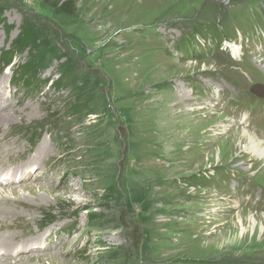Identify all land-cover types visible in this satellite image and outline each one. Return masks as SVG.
Masks as SVG:
<instances>
[{
  "label": "rangeland",
  "instance_id": "374dc122",
  "mask_svg": "<svg viewBox=\"0 0 264 264\" xmlns=\"http://www.w3.org/2000/svg\"><path fill=\"white\" fill-rule=\"evenodd\" d=\"M76 6L0 0V175L26 176L0 183L16 216L1 213L0 237L19 251L0 264H264V160L239 140L220 151L244 125L264 139V0Z\"/></svg>",
  "mask_w": 264,
  "mask_h": 264
},
{
  "label": "bare ground",
  "instance_id": "6f19581e",
  "mask_svg": "<svg viewBox=\"0 0 264 264\" xmlns=\"http://www.w3.org/2000/svg\"><path fill=\"white\" fill-rule=\"evenodd\" d=\"M233 52L235 53H238V48L234 47L233 46ZM9 118H12L11 114L9 112H7L6 114H0V125L2 124V122L5 120V119H9ZM244 121V120H243ZM227 134V133H226ZM236 140H239L240 144L242 145V147H244L249 153L252 154L253 157L259 159V160H264V139H261L259 136H257V134L253 131H251L250 129L248 128H245V125L243 127H238V128H235L234 131H230L229 135H227L226 139H225V142H221L220 143V151H224L226 149V143L228 144V142H230V145L232 146ZM41 154V153H40ZM42 156V155H41ZM1 159V158H0ZM30 161V160H29ZM31 162V161H30ZM21 171H24V169H22ZM16 177H20L18 178L17 182H19L21 179H24V177L26 176H23L22 173H17L15 174ZM15 175H9L8 174H2L0 175V183L2 182H15V181H10V179H7L8 176H15ZM1 176H5L4 178L1 177ZM3 178V179H1ZM13 178V177H12ZM26 188H29V190L33 191L34 189H36L37 187H35L34 185H27ZM30 191V192H31ZM9 192H13L11 190H9ZM10 194H13V193H10ZM9 194V195H10ZM13 196H16L15 193L14 195H12L11 197ZM8 196H5L4 193L2 191H0V206H3L6 204V201H7V198ZM19 197V196H18ZM17 199V196L15 197V199H11V200H16ZM15 207V206H14ZM20 207V206H19ZM5 212L6 216L4 218H7V217H16L14 214H13V211L11 210H0V215L1 213ZM17 212V211H16ZM13 214V215H12ZM17 215V214H16ZM19 221L21 222L22 226L25 227L27 226L28 224V221L23 217L21 216V213H18V217ZM1 222V221H0ZM242 224H243V221L241 220ZM1 225V224H0ZM250 225L255 228V226L257 225V219L253 216L250 217ZM21 226V227H22ZM1 227V226H0ZM22 227V228H23ZM5 227H1L0 229V233H2L4 231ZM246 229V228H245ZM245 229H243V231H245ZM1 235V234H0ZM5 237V239L2 241V239ZM15 238L13 236L11 237H6L5 235H2V237H0V246H3V247H8V250H2L0 255H3V253H7V254H13V252L17 251L19 252L18 250H16L17 247L14 248V250L11 248L12 246V241L14 240ZM7 240V241H5ZM36 239H32L30 240V242L28 243V245L30 244L31 246H36ZM11 243V244H10ZM14 243V242H13ZM10 244V245H9ZM27 244V243H26ZM12 250H11V249ZM20 248V247H18ZM7 249V248H6ZM35 249L39 250L41 249L40 247L36 246ZM32 250V249H30ZM6 251V252H5ZM46 257V256H45ZM59 256H56V258H54L53 260H56L58 259ZM40 262H41V258H43L42 255H37L36 257ZM53 258V257H52ZM28 260H31L32 261V258L30 257ZM22 262V261H20ZM8 264H12V263H8ZM20 264V263H19Z\"/></svg>",
  "mask_w": 264,
  "mask_h": 264
},
{
  "label": "trees",
  "instance_id": "16d2710c",
  "mask_svg": "<svg viewBox=\"0 0 264 264\" xmlns=\"http://www.w3.org/2000/svg\"><path fill=\"white\" fill-rule=\"evenodd\" d=\"M52 7L59 13H63L71 16H74L77 12L76 0H52ZM34 33L35 31L33 29H29L27 28V25H25L21 35L16 40L13 41V50L12 51L9 50V52H11L10 55L7 56L8 52H6L1 57V63H3L5 67H8L9 65L12 64L15 53L22 51L29 44L30 40H32V38L35 35ZM182 49L184 50V52H188L186 50V47L185 49L184 48ZM39 65L41 66L40 61L37 60V58H33L31 60H28L25 64L18 66L20 68V70H18L17 72V76L20 79L18 80L20 82H23L24 85L25 84L27 85L26 89L28 91L31 90L32 87L31 85H33V83L37 80V73H38L37 69L40 67ZM44 68H46V66H44ZM77 76L78 73L74 71V69H72L71 67H67L65 71H62L59 81H61L62 84H75L78 81ZM83 107H85V105L82 104V102L80 101L78 102L75 101L70 104V109L72 110L73 115L78 114L81 111V109H83ZM40 137L41 134H39L38 138Z\"/></svg>",
  "mask_w": 264,
  "mask_h": 264
}]
</instances>
